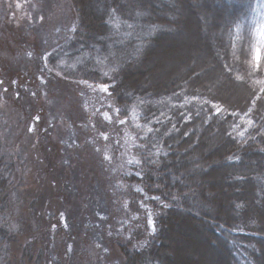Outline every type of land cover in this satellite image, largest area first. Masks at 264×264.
Here are the masks:
<instances>
[{
	"label": "trees",
	"instance_id": "trees-1",
	"mask_svg": "<svg viewBox=\"0 0 264 264\" xmlns=\"http://www.w3.org/2000/svg\"><path fill=\"white\" fill-rule=\"evenodd\" d=\"M153 1L69 0L73 32L45 59L47 68L62 79L104 85L117 118L127 122L140 144L134 150L139 175L127 177V191L118 195L126 198L130 216L122 228L128 238L119 245L118 264H166L163 242L176 237V226L199 235L204 229V245L218 249L224 264H264V228L259 225L264 218V0H218L215 5L222 10L227 2L231 10L224 39L213 44L215 69L226 83L245 90L242 104H229L218 95L220 89L205 86L202 81L210 71L202 69H192L166 86L134 85L142 76L137 69L147 62L155 42L171 32L166 26L176 25L174 12L163 16L158 10L185 0H158L163 5L159 9ZM219 17L214 15L213 29L222 24ZM103 125L109 130L115 123ZM3 144L0 140V262L24 264L25 257L38 264L42 252H32L30 243L20 245L17 262L10 258L9 250L21 236L41 230L42 217L35 204L28 209L30 224L17 213L16 202L26 195L21 198L24 191L18 192L14 184L16 154ZM218 167L235 169L230 185L236 189V204L228 210L209 181ZM139 191L148 197L145 204L155 233L139 205ZM45 197L46 191H35L33 199L37 204Z\"/></svg>",
	"mask_w": 264,
	"mask_h": 264
},
{
	"label": "rangeland",
	"instance_id": "rangeland-1",
	"mask_svg": "<svg viewBox=\"0 0 264 264\" xmlns=\"http://www.w3.org/2000/svg\"><path fill=\"white\" fill-rule=\"evenodd\" d=\"M133 1L138 5L141 0ZM152 4L163 6L158 0ZM215 5L218 0H185L180 6L173 3L158 10L163 16L174 12L176 25L166 26L171 32L155 42L147 62L137 69L142 76L134 85L166 86L192 69H202L210 71L202 81L205 86L220 89L218 95L229 104H242L245 90L226 83L215 69L213 44L219 37L224 39L223 27L231 11L227 2L222 10ZM215 14L222 24L213 29ZM74 20L69 0H0V140L16 154L14 184L18 192L24 191L21 198L26 195L16 202L17 213L30 224L28 209L35 204L42 217L41 230L21 236L9 250L16 262L20 245L30 243L32 252H42L38 264H118L119 245L128 238L122 229L130 218L127 200L118 195L126 193L127 177L139 175L134 150L140 144L127 122L117 118L104 85L62 79L45 64L73 32ZM107 121L115 123L109 130L103 125ZM234 171L218 167L209 180L223 196L224 210L236 204V189L230 185ZM35 191H46L37 204ZM138 194L148 222L152 217L145 204L148 197L142 191ZM173 229L176 237L163 242L166 264H224L218 249L204 245V229L201 235L186 226ZM23 261L33 264L25 257Z\"/></svg>",
	"mask_w": 264,
	"mask_h": 264
},
{
	"label": "snow or ice",
	"instance_id": "snow-or-ice-1",
	"mask_svg": "<svg viewBox=\"0 0 264 264\" xmlns=\"http://www.w3.org/2000/svg\"><path fill=\"white\" fill-rule=\"evenodd\" d=\"M159 154H160V151H157V152L155 153V155H159ZM153 199H158V197H153ZM164 206H165V207H168L167 204H165ZM237 207H240V205H237ZM148 228H149V230H150L152 233H155V232H156V227H155V225H154V223H153V220H152L151 215H149V217H148Z\"/></svg>",
	"mask_w": 264,
	"mask_h": 264
}]
</instances>
